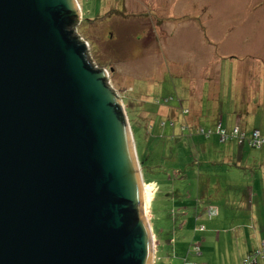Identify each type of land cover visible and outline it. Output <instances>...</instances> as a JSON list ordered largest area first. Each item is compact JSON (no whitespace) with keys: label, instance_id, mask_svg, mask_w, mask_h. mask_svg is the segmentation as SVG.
Returning a JSON list of instances; mask_svg holds the SVG:
<instances>
[{"label":"water","instance_id":"obj_1","mask_svg":"<svg viewBox=\"0 0 264 264\" xmlns=\"http://www.w3.org/2000/svg\"><path fill=\"white\" fill-rule=\"evenodd\" d=\"M79 19L0 0V264H152L131 124Z\"/></svg>","mask_w":264,"mask_h":264},{"label":"rangeland","instance_id":"obj_2","mask_svg":"<svg viewBox=\"0 0 264 264\" xmlns=\"http://www.w3.org/2000/svg\"><path fill=\"white\" fill-rule=\"evenodd\" d=\"M77 1L75 31L119 96L144 169L152 264H243L264 240V192L247 187L250 170L215 163L228 143L204 151L196 125L170 118L190 117L192 103L200 112L206 76L211 99L227 96L230 64L234 81L264 83V0ZM228 159L264 161V148Z\"/></svg>","mask_w":264,"mask_h":264},{"label":"crops","instance_id":"obj_3","mask_svg":"<svg viewBox=\"0 0 264 264\" xmlns=\"http://www.w3.org/2000/svg\"><path fill=\"white\" fill-rule=\"evenodd\" d=\"M224 76L226 78L229 77L228 78L229 81L226 82V85L228 83L227 90L225 89L224 91V93L227 96L221 97V94L218 95L219 93L217 91H216V94L213 93L212 99L214 100L215 104L211 106L210 109H213L212 113H214V118L212 122H209V121L208 123L206 122L207 123L206 127L215 126L218 122L217 120L220 119L219 121H221V123L228 129H232L236 124H238L240 125V127H242L243 130L247 132L257 127L262 129V131H264V83L260 84L259 86H255V85L250 86L251 85L250 82H253V81H248L247 77H245L244 82L240 80L234 81L231 64H230V72H227L226 70ZM218 77H219L218 90H220L222 86L220 84L223 79L222 70L218 74ZM204 79H205L204 83L202 84L203 85L202 94L204 95L205 98H209L211 89H214V87L216 88V85L213 86V84H211L213 82L211 81L210 76H206L204 77ZM263 81H264V77H263ZM230 92H232V95ZM202 98L200 100V112L194 111L196 110L197 106L194 109V104L192 103L193 105L192 109L189 111L191 116L186 117L189 122V125L194 124L197 127V124L195 122L196 119L194 117L201 118L203 116L204 108H203V105L201 104V101H203ZM209 99H211V97ZM212 99L211 101H213ZM217 139L219 138L216 135H214V137H211L210 139L204 138L203 142H201V145L204 151L205 150L207 151L210 148H212V145L214 144L218 145L219 143H222L220 140H217ZM194 144H196V142ZM228 144H229L228 146L227 144H224L222 147L223 148L222 158H224L225 161H216L215 163L219 165H223V166L228 165L229 167H231V165L233 164L235 168L234 170L231 169L230 171L234 173V177L237 176V174H242L243 172L245 171L248 172V170H250L251 179L246 180L247 182L246 185L247 187L249 185L248 188L252 192H255V194L260 198L262 196V192H264V161H229V164L225 163L227 160H230L228 158H233L234 156H236L239 159L240 158L243 159L246 155V149L249 147L248 145H239L236 142H230ZM247 167H249V169ZM254 197L255 195L253 194L252 199ZM228 198L230 197L227 196V199ZM254 205L255 204L252 201L250 207H253ZM256 211H251L253 216ZM251 220L253 221V219ZM256 223H261V222L257 221ZM260 243L261 242H259L258 245H260ZM258 245L257 247H259ZM252 249H250V251ZM259 262H257L256 264H259ZM261 264H264V262Z\"/></svg>","mask_w":264,"mask_h":264},{"label":"trees","instance_id":"obj_4","mask_svg":"<svg viewBox=\"0 0 264 264\" xmlns=\"http://www.w3.org/2000/svg\"><path fill=\"white\" fill-rule=\"evenodd\" d=\"M203 99V116L201 117V118H199L198 120L199 121H202V123H204L205 125L208 123V121L209 122H212V120H213V118H214V113H210L209 112V110H213V109H209V106H210V99L209 98H202ZM204 104H206V105H204ZM211 106H213V105H211ZM213 112V111H212ZM187 116L185 115V113L183 112L182 113V115H180V117L178 116L177 117V120H174V118H170L171 119V124L172 125H174V127H175V125H176V123L178 122V121H183L184 122V124L186 125V126H188V120H187V118H186ZM202 119V120H201ZM220 119H218L217 121V124L215 125V126H213V127H206V126H201V127H198V125H197V132H198V136H200L202 139H200L199 141H200V143L201 142H203V139L205 138V139H210L211 137H214V135H216L219 139L218 140H220L222 143H230V142H236V143H238L239 145H248L249 147H251V148H255V149H262V148H264V145H262L261 147H255V146H253L252 144H251V142H250V137L252 136V133L255 131V130H259L260 131V133H261V135H264V131H262V129H260V128H253L251 131H245V130H243L242 129V127H240V125H238V124H236L232 129H228V128H226L222 123H221V121H219ZM175 121V122H174ZM207 122V123H206ZM221 125V127L223 128V129H225L226 131H228V132H232L236 127H238L242 132H244L245 133V138L242 140V141H240L238 138H230V139H227V140H222V137H221V135L217 132V127H218V125ZM208 130H212V133L209 135V136H207L206 135V132L208 131ZM157 148H158V146H157ZM146 157L147 156H145L144 157V159H146ZM143 172H144V169H143ZM145 176V175H144ZM145 180H146V178H145ZM146 182H147V180H146ZM137 218H136V216L133 218V220L135 221ZM257 262H259V260L257 261Z\"/></svg>","mask_w":264,"mask_h":264},{"label":"built area","instance_id":"obj_5","mask_svg":"<svg viewBox=\"0 0 264 264\" xmlns=\"http://www.w3.org/2000/svg\"><path fill=\"white\" fill-rule=\"evenodd\" d=\"M217 132L221 135L222 140H227L230 138H238L242 141L245 138V133L242 132L238 127H236L232 132H228L221 127L219 124L217 127ZM212 130H208L206 135L209 136ZM250 142L255 147H261L264 145V135H261L259 130H255L250 137ZM209 212H215V210H210ZM258 260H264V240L260 243V246L254 251L250 252L244 259L243 264H256Z\"/></svg>","mask_w":264,"mask_h":264},{"label":"bare ground","instance_id":"obj_6","mask_svg":"<svg viewBox=\"0 0 264 264\" xmlns=\"http://www.w3.org/2000/svg\"><path fill=\"white\" fill-rule=\"evenodd\" d=\"M146 193H147V191H146V189H144V190H143V196L145 195L144 197H146ZM144 200H145V199H144ZM144 206H145V210H147V209H146V204H145V203H144ZM145 212H146V211H145ZM145 217H146V219H147V215H146V213H145ZM147 221H148V220H147ZM152 239H153V237H152ZM152 244H153V241H152ZM153 255H154V254H153ZM153 255H152V256H153Z\"/></svg>","mask_w":264,"mask_h":264}]
</instances>
